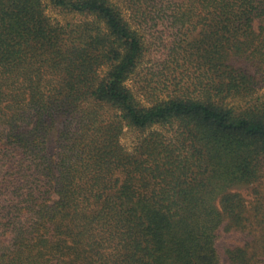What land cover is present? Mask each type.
Listing matches in <instances>:
<instances>
[{"label":"trees","instance_id":"obj_1","mask_svg":"<svg viewBox=\"0 0 264 264\" xmlns=\"http://www.w3.org/2000/svg\"><path fill=\"white\" fill-rule=\"evenodd\" d=\"M49 2L84 20L0 0V264H264V99L230 103L264 85V0ZM148 45L174 68L144 103Z\"/></svg>","mask_w":264,"mask_h":264},{"label":"rangeland","instance_id":"obj_2","mask_svg":"<svg viewBox=\"0 0 264 264\" xmlns=\"http://www.w3.org/2000/svg\"><path fill=\"white\" fill-rule=\"evenodd\" d=\"M42 2L45 16L53 25L66 27L84 20V17L80 14L74 12H66L54 7L53 5H51L49 0H42ZM148 47L150 46L148 45ZM233 63H235L239 67L246 68L252 74L255 73L254 75L257 77V79L260 80V73L258 71L256 72L257 67L253 65L250 61L244 62L242 60H235ZM168 64H170V62H168V57L166 56V53L162 50H156L155 47H150V49L145 53V56L143 57L136 71V74L131 76V78L128 80V85L130 86V88H132L135 95L139 99H141L142 102H149L151 101L150 99L153 98V95L151 93H146V89H148L147 81L151 80L152 76H154V80H156V78H160L158 77L159 75L163 74L164 77H161V79H163V82L168 81L169 84L172 82L173 77L171 75L174 67L162 70V68L164 66H167ZM162 85L156 87L165 90L166 85L163 83ZM152 86H155V83H152ZM171 89H173L172 86H170V90ZM252 96L253 97H248L245 99H233L230 100V103H233L235 107H242L245 106L249 101H252V99H256L257 97L264 99V85L257 89ZM145 133L147 132L141 133L129 127H124L123 134L120 138V143L127 151H132L139 138H141L142 136L144 137L146 135ZM234 189L241 192L246 199H251V184L238 185ZM238 237V234L225 235L220 245L234 244L235 242H237Z\"/></svg>","mask_w":264,"mask_h":264}]
</instances>
